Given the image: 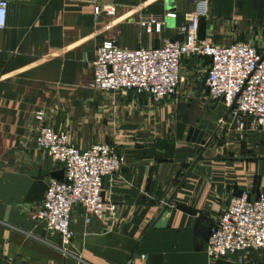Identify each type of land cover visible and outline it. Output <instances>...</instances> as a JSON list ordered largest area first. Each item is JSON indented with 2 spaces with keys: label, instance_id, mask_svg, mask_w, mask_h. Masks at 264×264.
Here are the masks:
<instances>
[{
  "label": "crops",
  "instance_id": "0c3cea01",
  "mask_svg": "<svg viewBox=\"0 0 264 264\" xmlns=\"http://www.w3.org/2000/svg\"><path fill=\"white\" fill-rule=\"evenodd\" d=\"M194 1L8 0L0 30V264H261V249L217 260L206 250L229 198L244 188L264 192V128L250 118L239 127L222 100H210L209 58L184 57L175 94L162 99L90 84L103 38L131 48L181 40L178 25ZM209 1L205 39L248 40L264 51V0ZM95 3L116 11L95 14ZM169 11L175 16L164 17ZM149 13L164 17L160 31L138 23ZM43 122L79 148L106 141L125 154L104 179L103 197L115 209L86 223L76 205L67 245L32 216L48 179L62 170L34 144ZM189 126L206 132L197 160Z\"/></svg>",
  "mask_w": 264,
  "mask_h": 264
},
{
  "label": "built area",
  "instance_id": "2783aa9c",
  "mask_svg": "<svg viewBox=\"0 0 264 264\" xmlns=\"http://www.w3.org/2000/svg\"><path fill=\"white\" fill-rule=\"evenodd\" d=\"M8 0H0V30L5 25ZM209 0H195L186 13V20L178 25L181 40L165 38L154 47H125L115 38H103L96 48L92 62L91 86L102 91L132 90L162 99L175 94L182 79L180 65L184 57L207 56L209 64L205 86L212 100H222L243 127L250 118L264 128V51L249 41L228 44L212 43L198 37L201 16L209 14ZM113 14L116 6L95 3L93 11ZM175 16L174 11L164 17ZM164 17L154 13L142 15L138 23L147 31H160ZM43 110L35 117L42 120ZM34 144L45 150L62 169L60 178L50 177L44 194L33 211L35 219L59 232L63 245L71 240L73 208L83 209L86 223L100 217L115 204L106 202L102 191L104 179L120 169L125 154L115 145L96 141L79 148L70 143L63 129L43 122L36 129ZM262 250L264 264V192L252 195L248 188L232 195L223 211L210 227L206 250L212 260L237 252Z\"/></svg>",
  "mask_w": 264,
  "mask_h": 264
},
{
  "label": "water",
  "instance_id": "95a60500",
  "mask_svg": "<svg viewBox=\"0 0 264 264\" xmlns=\"http://www.w3.org/2000/svg\"><path fill=\"white\" fill-rule=\"evenodd\" d=\"M183 36V34H182ZM205 36V17L201 16L199 19V24H198V37L199 38H204ZM206 132L205 130L196 127V126H189L186 140L191 141L199 145V148L197 150V155L195 157V160L202 158V147L207 144V140L205 138ZM62 176V170L60 172H55L54 177L60 178ZM163 214H166V209L163 210ZM165 222L164 220H158L159 224H163ZM126 264H130V258L127 261Z\"/></svg>",
  "mask_w": 264,
  "mask_h": 264
},
{
  "label": "rangeland",
  "instance_id": "374dc122",
  "mask_svg": "<svg viewBox=\"0 0 264 264\" xmlns=\"http://www.w3.org/2000/svg\"><path fill=\"white\" fill-rule=\"evenodd\" d=\"M248 41V40H247ZM250 42V41H249ZM210 100H212V99H210Z\"/></svg>",
  "mask_w": 264,
  "mask_h": 264
}]
</instances>
